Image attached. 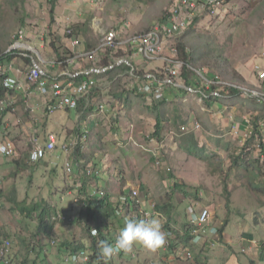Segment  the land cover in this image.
Segmentation results:
<instances>
[{
    "label": "rangeland",
    "instance_id": "rangeland-1",
    "mask_svg": "<svg viewBox=\"0 0 264 264\" xmlns=\"http://www.w3.org/2000/svg\"><path fill=\"white\" fill-rule=\"evenodd\" d=\"M175 2L176 0H58L55 21L52 23L49 0H0V56L8 52L15 43L16 34L22 30L26 35V43L32 44L40 53L39 59L43 61L42 67L49 78L63 81L58 71L61 72L65 67L71 73L98 68L100 65L97 63L104 56L101 54L96 63L86 60L74 65L59 63L57 56L51 58L53 52L46 43L47 39H59L62 48L67 50L64 52L68 53L71 48L67 36L69 27L85 21L88 29L87 22L90 21V29L85 34L86 48L88 46L90 50H95L100 47V30H115L122 43L133 35L149 32ZM221 13L212 19L199 21L194 29L173 40L166 51L169 54L173 47L182 42L195 56L194 61L189 64L193 68L188 73L190 83L198 80L196 73L202 71L241 88V96L225 99L221 103V110L214 106L209 108L206 101L201 102L196 94L177 87L166 90L165 103L156 102L151 96L138 93L139 81L128 70H116L109 75L99 76H93L92 73L97 87L88 99H82L80 110H59L48 114L46 105L45 110L44 107L37 109L43 110L42 117L38 116L42 118V123H38V126L46 130L42 141H47L50 135H54L59 142L60 147L49 156L51 162L47 159L37 164L30 162L33 142L40 136L36 123L31 136L20 139L17 144L16 159L0 158V202L3 204L0 207V227L14 242L17 258L13 260L21 262L28 256L30 264H47L48 259L55 260L54 264H66L65 257L60 253L64 255L67 252L61 251L59 244L72 238L79 241L85 235L82 225L87 221L76 213L73 218H82L80 225H73L74 219L68 213L65 216L68 220L64 221L68 224L61 226L62 222L58 221L60 225H55L51 231L50 226L40 219V210L33 211L40 205L51 216L62 209L60 196L69 192L67 178L65 179L67 158L76 169L107 164L109 177L114 181V175L117 176L109 186L112 193L137 187L144 200L152 201L156 206L172 199L175 207L173 220H176V224H184L190 204L195 206L199 203L202 208L212 209L218 226L230 219L229 233L235 240L254 234L258 244H264V148L261 147V143L264 144V107L256 98L245 94V90L264 92V84L258 73V70H264V0H232ZM59 19L62 20L61 24ZM119 48L123 51L116 49L114 58L111 57L115 64L120 60L130 62L132 67H137L136 73L138 70L144 71V74L149 71L161 76L165 71L162 62L160 67V61L145 63L138 56L141 64H136L130 57L133 52L123 46ZM16 52L20 54V50ZM118 52H122L123 56L115 57ZM19 57L27 76L31 63L25 57ZM45 60L54 61L61 68L52 69L49 67L51 64ZM148 66L152 69L148 70ZM69 82L66 81V84ZM188 82L184 77L181 78L182 85L188 86ZM30 87L37 86L30 84ZM5 99L13 102L10 97L0 98V102ZM99 103L106 105V112L98 117V125H94L93 129L88 128L90 134L87 143H81L77 149L69 145L70 153H63L61 147L64 143H70L71 136L75 140L80 139L81 125L77 121V115L84 112L85 116ZM23 105L27 109L24 101ZM26 112L27 119L39 122L33 116L36 114L29 110ZM50 116L54 119L55 128L59 129L58 134L54 129L49 131L47 128ZM85 117L88 118L89 115ZM158 120L162 122L159 137L154 135ZM247 121L253 130L258 124L261 133L251 138L252 140L249 136L246 137L249 130ZM194 122L201 124L200 131L194 135L181 132L183 125L191 128ZM67 128L72 130H66ZM130 136L135 140L132 141ZM195 143L199 144V153L205 149L207 162L185 150ZM242 148H246L247 154L240 158L246 161L241 165H234V158L241 156ZM60 152V155L56 154ZM122 174L124 178L119 181ZM175 182L183 183L181 188L177 189ZM82 188L79 187L81 190ZM196 191L200 193L199 197L195 196ZM70 204V200L64 202L68 212ZM164 216L166 215L162 214L161 219H155L165 224ZM166 219L168 220L167 216ZM40 229L42 231L38 232ZM53 242L56 245L47 247L51 253L47 252L46 258L37 256L40 248ZM84 242L88 243L87 239ZM136 245L141 246L139 243L134 244ZM34 248L35 251L32 252ZM139 251L142 254L141 260H148L144 259L148 249L142 247ZM155 252L160 255L159 260H174L162 247ZM194 256L196 257L195 253ZM199 257L204 260V255L199 254ZM115 260L132 259L118 257L111 259L110 264H115ZM242 260L243 264H248L245 259Z\"/></svg>",
    "mask_w": 264,
    "mask_h": 264
},
{
    "label": "built area",
    "instance_id": "built-area-1",
    "mask_svg": "<svg viewBox=\"0 0 264 264\" xmlns=\"http://www.w3.org/2000/svg\"><path fill=\"white\" fill-rule=\"evenodd\" d=\"M230 2L231 0H176L174 5H172V7L166 12L164 19L157 23L149 32L133 35L121 43L119 42V34L115 30H101V45L98 49L91 51H78L77 48H80L81 41L76 37L72 30H68V33L71 34V46L75 50L73 52L75 55L64 62L65 64L74 65L81 60L95 62L97 59V52L104 51L105 49L114 50V48L123 46L133 52L134 55L141 56L145 63H151L154 61L162 62L165 71L161 73V76L150 72L143 74V76H138L136 75L135 68L129 64L130 62L128 63L125 60H120L117 64L102 69L90 68L85 71L76 73L68 72L65 74L71 79H75L79 75H85L87 78L81 82L76 83L70 81L66 84L65 81H57V79L53 81L51 85H48L46 81L47 74L42 67L43 61L39 59L40 53L36 48L31 46L32 44L26 43L25 32L19 31L16 34L15 43L10 47L8 52L10 53L12 51L20 50L19 55L29 59L31 67L27 76H25V81L37 86L42 95L49 96L50 101L46 104L48 114H52L59 110H78L82 99H88V96L97 87L91 74L104 73L124 62L132 67L130 74L139 82L140 80L143 81V83L138 85L137 91L139 94L150 95L156 102H161L165 98L167 88L177 87L196 94L200 97L202 102L213 96H219L216 87L227 86L235 87L237 89L241 88L227 84L218 76H211L202 71L196 73L198 80L195 81L194 86L182 85L181 78L184 67L186 66L190 71L193 70V68L189 64L186 65L182 59L178 58L179 52L176 47H173L171 52L167 54L168 43L171 39L184 35L194 25H197L199 21L219 16ZM11 71L12 69L10 66L0 61V76L2 78L4 77V89L9 92L22 91L25 84L21 81L19 76H11ZM258 73L261 81L264 82V70L260 69L258 70ZM66 81L68 82V80ZM198 86H200V88L196 89ZM245 94L248 97H253L258 101L264 102V92L262 91L245 90ZM12 110L13 102L6 99L5 101L0 102V115ZM96 112L98 114H104L106 112V105L102 103L98 104L96 106ZM247 123L249 130L246 137L251 136L253 132L250 122L247 121ZM200 130L201 124L199 123L193 124L191 128L188 126H183L181 128L182 133L197 132ZM88 135V128L81 130L79 135L80 139L76 140V143H73V148L77 149L83 141L88 139ZM129 138H132V141L134 139L133 136H130ZM56 148L57 140L54 135H50L45 142H41L39 138H37L33 142V150L29 159L35 164L40 163L49 155L51 156ZM62 149L65 153H70L69 147L63 146ZM16 154V147L12 142H0V155L6 158H14ZM108 171L109 166L105 164L96 168L90 167L85 174L82 172L74 174V166L71 163V160L66 159L65 172L70 178L68 180L69 192L67 195L73 199V206H78L80 210H87L90 207H97L102 200L109 197L111 199L109 200V203H113L114 205L113 212L115 216L124 221L126 218L149 220L162 216V214L156 210L154 202H146L144 200L141 190L137 187H128L125 191L112 193V191L109 190V186L115 182V179L113 181L112 178L109 177ZM81 175L83 177H81ZM107 175V185H102V182ZM89 177L97 178V182L101 187L94 186L91 188L84 187L82 190L79 189V187H83V182ZM118 180L120 181L122 178ZM198 206H200L199 203L188 209L189 222L192 227L189 235L191 237L192 245L203 246L212 236L215 238L219 237L218 235L220 232L214 225V213L209 208L198 210ZM67 215L69 214L58 213L54 217L56 220L64 222L68 220V218H65ZM93 229L91 230V236H97L98 230L95 229V234H93ZM162 231L165 233L164 228H162ZM119 232L120 230L111 233L113 239H117ZM168 235L173 236V231H169ZM55 243L56 242H53L52 245H55ZM211 244H215V241H212ZM163 246L162 248L166 251V248ZM93 254L94 252L90 249H82L77 252L67 251L65 262L66 264H91V256ZM119 254L114 255V258L117 259ZM131 255L132 257L129 259L141 260L139 250L136 249V252H132ZM169 256L173 257L174 260H177L178 256H182V258L184 257V260H195L193 251L180 252L177 255L170 254ZM13 258V243L11 239L4 235L3 229L0 227V264H16L13 261Z\"/></svg>",
    "mask_w": 264,
    "mask_h": 264
},
{
    "label": "trees",
    "instance_id": "trees-1",
    "mask_svg": "<svg viewBox=\"0 0 264 264\" xmlns=\"http://www.w3.org/2000/svg\"><path fill=\"white\" fill-rule=\"evenodd\" d=\"M50 3H51V13H52V16H53V19H52V23L55 21L54 19V16H55V12H56V9H57V2L58 0H49ZM232 1V0H231ZM168 11V10H167ZM166 11V12H167ZM165 15L162 17V19H160V21H162L164 19ZM88 23V29L89 28V23L90 21L87 22ZM87 24H75L73 27H69L68 30H72V32L76 35V37H79L80 33H84L86 32L88 29H87V26H85ZM195 27V25L193 26ZM192 27V28H193ZM192 28L190 30H188L186 33H188L189 31L192 30ZM194 29V28H193ZM22 31V30H21ZM24 32V31H23ZM86 34V33H84ZM67 36H68V40L70 41V46H71V34L68 33L67 31ZM177 38V37H176ZM176 38H173L169 41L168 45L173 41L175 40ZM87 42V40H86ZM47 45L49 46V48L51 49V51L55 54V56H57V60L59 63H64L66 62L69 58L73 57L75 54H73V52L69 49V52H64V51H67L66 49L64 50L62 48V45L60 43V40L59 39H54V40H49L47 39ZM68 47V46H67ZM176 48L178 49V58L179 59H182L186 65L187 64H190L194 61V55L192 53H190L186 46L182 43V42H179V44L176 46ZM88 51H91L90 50V47L87 46L86 48ZM117 49L120 50V51H123L122 48H114L113 49H105L104 51H99L97 52V59L96 61H98L99 57L101 54H103L104 58L102 57V60L100 62L97 63V65H100L98 68L102 69V68H105V67H109L111 65H115V61L112 59L114 58V51ZM63 50V51H62ZM18 56L17 52L16 51H12V52H8L2 56H0V61L1 62H4L5 64H9L11 63L16 57ZM120 56H123L122 55V52H118L117 55H115V57H120ZM112 57V58H111ZM26 61H29V59L25 58ZM83 61V60H81ZM93 62V63H96ZM94 68V67H92ZM97 68V67H95ZM116 70L118 71H122V70H128L129 74H130V71L132 70V68L123 63L119 66H115L114 68L110 69V70H107L106 72L104 73H101V74H96L94 73L93 76H99V75H104V74H111V73H114L116 72ZM190 72V70L185 66L184 69H183V72H182V77H184V79L186 80V83L189 81V75L188 73ZM144 74V71L143 72H139V70L137 71L136 75L138 76H143ZM66 80L68 81H75L76 83L77 82H81L83 80H85L87 77L85 75H79L78 77H76L75 79H71L69 77H65ZM0 80H2V82H0V98L3 99L7 94H9L10 92L9 91H6L4 89V86H3V80H4V77L2 78L0 76ZM142 81V80H140ZM264 84V82H263ZM195 85V82L193 83H190L188 82V86H194ZM200 88V86H198L196 89ZM216 89L218 90V94L219 96H213L211 98H208V99H205L207 105L209 106V108H212V106H214V104L216 103H223V101L225 99H232V98H236L238 96H241L242 92L240 89H237L235 87H227V86H219V87H216ZM144 95V94H142ZM150 96V95H149ZM151 98H153L151 96ZM260 103L263 104V107H264V102H261L259 101ZM161 104L165 103V99L163 100V102H159ZM82 104V101L80 102V105ZM222 105V104H221ZM80 109V107H79ZM184 126V125H183ZM252 126V125H251ZM161 128H162V122L160 120H158L157 124H156V130L154 132V135L155 136H160V132H161ZM182 128V127H181ZM255 132V134H254ZM195 132H190L189 134H192L194 135ZM90 134V133H89ZM185 134V133H183ZM261 134L259 132V126L258 124L255 125V128L251 134L250 139L251 138H255L256 135H259ZM88 138H89V135H88ZM192 138L195 140H197V138H195V136H192ZM252 140V139H251ZM154 141V140H152ZM261 147L264 148V144L261 143ZM261 148V149H262ZM190 155H196L198 158H200L202 161H208V158L205 157V149L201 150V152L199 153V144L198 143H195L191 146H188L186 147L185 149ZM246 148H242V154L241 156H239L237 159H235L234 161V165L235 164H242V163H245V159L243 158H240V157H243V155L245 156L247 153L245 152ZM17 155V154H16ZM16 159V157L14 158ZM72 163V161H71ZM37 164V163H36ZM100 165H95L93 166L92 168H96V167H99ZM90 168L89 166L86 167V168H74V174H77V173H80L82 172L83 174H85L87 172V169ZM81 177H83L81 175ZM170 178H173V176H170ZM183 183H180V182H175V187L178 189V188H181ZM94 186H97V187H101L100 184L97 182V178H94V177H89L85 180V182H83V188H91V187H94ZM199 191V190H198ZM196 191L195 193V196L196 197H199V192ZM2 195V192H0V196ZM110 195V194H109ZM186 197H189L188 195H186ZM109 200H111L109 197L102 200L98 206L96 207H93V208H88L87 210H80V208L76 209V215L79 216V217H82L83 220L87 221V223L83 224L82 226H84V229H85V235L78 241L74 238H72L70 241L68 240L67 242H64L63 244H59V246L61 245V251H65V252H77V251H80L82 249H90L92 252H94V254L91 256L92 257V260H91V264H105V261L100 257V254H99V248H98V245H99V242L100 241H107L109 244H113L115 243L116 239H113V237L111 236V233L114 232V231H119L121 230V228L124 226V220L119 218V217H116L114 212H113V203H109ZM194 204H190V207L193 206ZM96 208V209H95ZM174 204L172 202V199L165 202L164 204H157L156 206V210L160 213H162L163 215L165 214L167 217H168V220L166 219V216L165 217V224L162 223V228H164L165 230V236H166V242H165V247L166 248V251H167V255L169 256L170 254H173V255H177L179 254L180 252H185V251H194V253L197 255V253L201 252L202 250H198L199 248H202L204 249L205 247L211 245L212 241H215L216 244H219L220 243V240L222 239L223 237V233H225V231L227 230V227L229 225V222H230V219H226V221L218 226L217 224V221H216V216L214 214V225L217 229H219V232L220 234L218 235L219 237H214L212 236L211 239H209L203 246H195V245H192L191 243V237H190V232L192 230V227L190 225V219H189V213L187 215V220L184 224H176V220H173V212H174ZM75 209V206L72 207L71 210L66 211L64 209H60L56 212H54V214L52 213L51 216H48L49 214V211L46 209V208H43L40 206V205H37L33 211H39L40 210V219L42 220V222H45L48 226H50V229L52 231L53 227L56 225V227L58 225L61 224L62 225H65V224H68V223H65V222H62V223H58V220L55 219V214L57 212H61V213H64V214H73L74 210ZM95 209V210H94ZM198 210H202V207L201 206H198ZM212 211V209H210ZM76 216V217H77ZM54 217V218H53ZM82 218H75L72 222L73 225H80L79 221L82 220ZM162 217H160L161 219ZM47 219V221H46ZM167 220V221H166ZM71 223V222H70ZM66 226H72V225H66ZM179 226V228H178ZM173 227H176V228H173ZM181 227V228H180ZM42 228V227H41ZM97 229L98 230V235L97 236H91V230L92 229ZM42 229H40L38 232H41ZM169 231H173V236H169L168 235V232ZM45 232V231H43ZM5 235V234H4ZM7 238L11 239L9 236L5 235ZM46 236L49 238V236L46 234ZM168 237V238H167ZM87 239L88 243H85L84 240ZM12 243H13V256L14 258H17L16 257V254L14 252V242L13 240L11 239ZM46 243V242H45ZM169 244V245H168ZM56 245V244H55ZM53 247L54 245L51 244H48V245H44L43 248H40L39 251L37 252V256H43L44 258H46V256L48 255L47 253V250H46V247ZM58 246V247H59ZM162 247V246H161ZM35 251V248L32 250V252ZM132 252H136V249H133L130 253H120L118 255L119 258L121 259H129L132 257ZM61 254V253H60ZM32 255V254H31ZM30 255V256H31ZM28 256L26 257V260H22L21 262L17 261V260H13L16 264H30V260H28ZM42 258V257H41ZM195 260H199V258L196 256H194ZM111 259H115L114 256L111 258ZM178 260H182V263H191V262H195V260H184V257L182 258L181 256H178L177 258ZM43 261H45L44 259H42ZM34 262V261H33ZM35 262H37V260H35ZM264 263V244L262 246H260V256L253 260L251 264H263ZM33 264V263H32ZM107 264H110V260L107 261Z\"/></svg>",
    "mask_w": 264,
    "mask_h": 264
},
{
    "label": "crops",
    "instance_id": "crops-1",
    "mask_svg": "<svg viewBox=\"0 0 264 264\" xmlns=\"http://www.w3.org/2000/svg\"><path fill=\"white\" fill-rule=\"evenodd\" d=\"M60 21H62V20L59 19V21H58L61 24ZM81 23L83 24L86 22L83 21ZM81 23H80V21L78 22V24H81ZM84 33H86V32H84ZM84 33H80V35L78 37L79 40L81 41L80 48H77L78 51H81V50L84 51L86 49V44H85L86 37H85ZM100 35H101V30H100ZM70 50L72 52L75 51L72 46H71ZM51 54H52L51 58H54L55 54L54 53H51ZM130 57L136 61V64H141L138 61L137 55L133 54V56H130ZM45 62H49L51 64V66H49V67L52 69H57L58 67H60L59 65L54 63V61H46L45 60ZM158 63H160V67H161V62H158ZM7 65L10 66L12 69V71L10 72V75L11 76H15V75L19 76L21 81L25 84V86H24V89L22 91L13 92L12 94L9 93L4 97V98L10 97L13 100V110L6 112V113H8L7 115H5L6 113L0 115V141L1 142L10 141L14 144L15 147H17V144L20 142V139H22V140L24 138L27 139L28 137L31 136L32 130L34 129V124L36 123L37 124L36 128H38V133L40 134L39 138L41 139V140L40 139L39 140L41 142H45V141H42V138H44V133L46 132V130H44V128L41 126H38L39 124L42 123V118H39V117H42L43 110H37V109H40V107L41 108L44 107V110H45V105L47 104L48 101H50V99L45 97L44 95H42L40 93L38 87L31 88L30 84L26 83V81H25L26 77L24 74L26 71H24V69L22 68V61H21V58L19 57V55L11 63H9ZM136 68L137 67L135 66V69ZM66 69L67 68L65 67L61 72H59V71L57 72V73H60V76L63 77L62 80L65 82H66V78H64V77H67L65 74L69 72ZM147 69L151 70L152 68H150V66H148ZM146 72H149V71H146ZM55 80H57V79H54V81ZM46 81H47L48 85H51L53 83V79H50L48 74H47ZM141 83H143V81L139 82V84H141ZM144 83H146V82H144ZM173 88H176V87H173ZM166 98H167V96H166ZM23 101L26 104L27 109L24 108ZM222 106L223 105H221L220 103L214 104V107H218L220 110H221ZM28 110L32 114H36L33 116L35 119L38 118L39 122H35L31 118H30V120L27 119V116H28L27 113L28 112H26V111H28ZM65 111H75V110H65ZM93 112H95V114H92ZM200 112H201V110L199 109L198 113H200ZM222 112L225 113L226 111H222ZM86 115H89V117L86 118L85 117ZM86 115L84 116V112H81L79 115H77V121L81 125L80 131L85 129V128L93 129L94 125H98L97 119H98V117H100L101 114H98L96 112V108H93V110L90 112H87ZM1 117H4V118H1ZM82 117H83V119H82ZM23 121H25L26 123L24 124ZM46 121L48 122L47 119H46ZM196 123H198V122H194L193 124H196ZM47 128L49 129V131H53V129H54V131L57 134L59 133V129H56L54 126V119L52 118V116H50L49 123H47ZM69 129L72 130V128H67L66 130H69ZM71 138H70L69 144L62 142V143H64L63 146L68 147L69 145H73V143H76V140L73 139L72 136H71ZM88 139L86 141H83L82 143L86 144ZM56 140H57V148H56V150H57L60 146H59L58 139H56ZM62 147H61V151L63 153H65L63 151ZM56 150L54 151V153L56 152ZM56 154L60 155L61 152L56 153ZM65 154H69V153H65ZM49 156L46 157L45 159L49 160ZM15 157H17V155L14 156V158ZM0 158H2L4 160H13L14 159V158L13 159L6 158L2 155H0ZM67 159H69V158H67ZM49 161L46 163L48 164ZM1 166H2V164L0 163V170H1ZM115 167L116 166H114V168ZM68 176L69 175L65 172V179L67 178V182L69 183ZM116 177L117 176L114 175V179H116ZM120 178L123 179L124 175L123 174L120 175ZM120 178H118V179H120ZM107 180H108V175L105 177V180L102 183L104 185H107V182H108ZM120 181H122V180H120ZM67 182H65V187H66ZM67 196L68 195H62V194L60 196L62 198L61 202L63 204L62 209L66 210V208L64 206V202H66L67 200H70L71 204L68 208H69V210H71L73 207V199H71L69 196L68 197ZM0 205H1V207L3 206V204L1 202H0ZM76 209H78V206H76L75 209L72 210V211H74L73 214H75L77 212ZM58 213H61V212L60 211L57 212L55 214V216ZM73 214H71L72 217H73ZM229 230H230V228H228L225 231V233H223V237L220 240L219 244H216V243L211 244V245L205 247L204 249L199 248L198 250H202V251L200 253L199 252L197 253L196 256L199 258V260L198 261L195 260V262L182 263V260H178V259L177 260H159L160 255H158L155 252V250H149L148 249V252L146 253L147 256L144 257V259H148V260H115V264H136V263L147 264L151 261H152L151 264H200V263L201 264H219V263L220 264H243L244 260H242V259H245L248 262V264H251L253 260L257 259L260 256V245L258 244V240L254 238V234H253V236H244V237L242 236L238 240H235L231 236V234L229 233ZM252 244H253V246H252ZM139 246L140 245H136L135 248L139 250L142 247H144L143 245H141L140 247ZM230 247H232V248H230ZM244 249H246V252ZM46 250H47V252L51 253V250L49 251L47 247H46ZM211 250H213V251H211ZM63 252H65V251H63ZM62 254H60V255L63 256V258L66 257V254H64V255H62ZM199 254L204 255V260L200 259ZM140 256H142L141 252H140ZM150 259H152V260H150ZM48 260H49V262L47 264L56 263L55 260H51V259H48ZM64 260H65V258H64ZM62 264H65V263H62Z\"/></svg>",
    "mask_w": 264,
    "mask_h": 264
},
{
    "label": "clouds",
    "instance_id": "clouds-1",
    "mask_svg": "<svg viewBox=\"0 0 264 264\" xmlns=\"http://www.w3.org/2000/svg\"><path fill=\"white\" fill-rule=\"evenodd\" d=\"M95 231L93 229V234H95ZM165 242L166 236L158 219L137 220L126 218L115 244H109L107 241L102 240L99 242L98 248L100 257L107 264V261L111 260L114 255L120 252L130 253L133 249H136L134 246L136 243L149 250H156L163 246Z\"/></svg>",
    "mask_w": 264,
    "mask_h": 264
},
{
    "label": "bare ground",
    "instance_id": "bare-ground-1",
    "mask_svg": "<svg viewBox=\"0 0 264 264\" xmlns=\"http://www.w3.org/2000/svg\"><path fill=\"white\" fill-rule=\"evenodd\" d=\"M206 68V67H205ZM163 102V101H162Z\"/></svg>",
    "mask_w": 264,
    "mask_h": 264
}]
</instances>
